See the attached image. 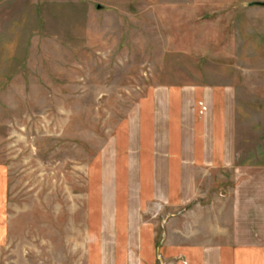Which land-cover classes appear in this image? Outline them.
Returning <instances> with one entry per match:
<instances>
[{"label":"rangeland","instance_id":"obj_1","mask_svg":"<svg viewBox=\"0 0 264 264\" xmlns=\"http://www.w3.org/2000/svg\"><path fill=\"white\" fill-rule=\"evenodd\" d=\"M263 4L0 0V264L179 263H162L160 250L133 252L134 178L122 169L116 182L110 172L103 189L112 142L122 167L129 115L159 86L194 85L184 98L196 104L199 87L226 88L229 164L197 174L179 209L154 200L142 223L156 230V247L179 229L190 241H228L220 226L230 227L234 191L239 215L264 200ZM105 194L117 222H103ZM225 258L264 264L258 249Z\"/></svg>","mask_w":264,"mask_h":264},{"label":"crops","instance_id":"obj_2","mask_svg":"<svg viewBox=\"0 0 264 264\" xmlns=\"http://www.w3.org/2000/svg\"><path fill=\"white\" fill-rule=\"evenodd\" d=\"M193 86L178 88L159 86L154 88L150 98L135 105L133 111L137 114H134V117V112L132 115L130 113L125 124L128 144L127 160L122 167L118 166L117 140L115 143L112 142L115 152L111 157L112 160L111 158L109 161L105 160L102 169L103 177L108 180L110 186L107 181H104L108 186L104 185L103 189L112 188L111 177L106 176L110 172H113L116 182L120 179L122 169L128 174V181L133 178L136 180L135 187L129 188L137 193L130 197L136 202L135 211L139 216L138 228L130 233L136 240L133 249L136 254L139 251L141 254L148 253L151 249L159 257L158 250H160L163 252V257H159L162 263L180 259L178 264H184L183 262L225 264L227 259L225 257L228 254L257 249L259 253H264V200L256 203L257 207L253 205V209L250 206L244 207L239 215L236 190L231 202L230 227L227 229L225 226H220L221 235L228 238L226 242L190 241L187 240V232L179 229L171 233L174 235L173 238L168 234L163 244L156 247V230L142 223V217L153 208L151 204L154 200L165 204L166 212L179 209L192 197L197 174L227 167L229 164V150L227 138H225L227 123L226 119L221 117V110H225L222 92L226 93V88L216 85V87H209V85L199 87L196 104L195 100L186 102L184 98V95L190 92L189 90H194L195 86ZM214 96L219 103L215 101ZM211 98L214 99V103L209 102ZM149 106L151 110L146 111ZM202 107L203 113L200 111ZM188 113L193 114L191 119H187ZM192 120L193 122L189 123ZM146 132H151L150 137L146 136ZM107 150H109L108 146L101 153L103 160L107 156L105 154ZM112 197H114L113 194L109 196L105 194L103 198V222H106L108 217L110 219L111 215L117 222V213L115 214L114 210L112 214L109 209L111 204L109 199L112 200ZM197 232L194 231V233ZM122 236L128 237V235ZM122 246L125 248L128 244L125 243Z\"/></svg>","mask_w":264,"mask_h":264},{"label":"water","instance_id":"obj_3","mask_svg":"<svg viewBox=\"0 0 264 264\" xmlns=\"http://www.w3.org/2000/svg\"><path fill=\"white\" fill-rule=\"evenodd\" d=\"M264 5V4H263Z\"/></svg>","mask_w":264,"mask_h":264}]
</instances>
